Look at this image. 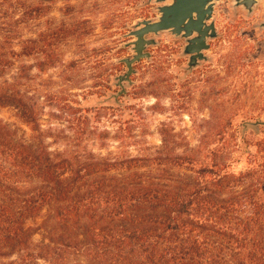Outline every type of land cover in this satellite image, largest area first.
<instances>
[{"label": "trees", "instance_id": "trees-1", "mask_svg": "<svg viewBox=\"0 0 264 264\" xmlns=\"http://www.w3.org/2000/svg\"><path fill=\"white\" fill-rule=\"evenodd\" d=\"M10 40L0 42V107L30 126L36 144L0 122V264H264L257 155L235 171L244 149L176 153L165 139L152 156L52 150L11 74L20 53L46 46L16 52Z\"/></svg>", "mask_w": 264, "mask_h": 264}, {"label": "rangeland", "instance_id": "rangeland-1", "mask_svg": "<svg viewBox=\"0 0 264 264\" xmlns=\"http://www.w3.org/2000/svg\"><path fill=\"white\" fill-rule=\"evenodd\" d=\"M225 1L216 0L213 9ZM235 1L249 11L230 23L237 26L235 40L217 20L224 37L215 43V95L207 98L201 84L196 91L180 81L179 34L168 30L145 36L153 40L144 48L149 56L132 65L129 81H119L127 71L122 59L135 53L136 37L129 32L142 20H157L158 7L170 0H8L0 7V42L11 36L16 52L30 41L46 46L44 52L20 53L11 74L19 72L22 94L37 105L52 150L78 151L82 159L152 156L165 139L176 153L244 149L233 169L246 171L253 156L264 164V0H255L254 8ZM29 11L34 16L24 17ZM230 63L234 68L224 78L221 65ZM0 122L36 144L12 108L0 107Z\"/></svg>", "mask_w": 264, "mask_h": 264}, {"label": "flooded vegetation", "instance_id": "flooded-vegetation-1", "mask_svg": "<svg viewBox=\"0 0 264 264\" xmlns=\"http://www.w3.org/2000/svg\"><path fill=\"white\" fill-rule=\"evenodd\" d=\"M255 5L256 1L249 3L247 6L252 8ZM248 11L249 9L245 10L237 1L226 0L224 3H218V5L214 7L212 13L214 21L213 23L210 20L205 22L206 26H203L204 33L202 35L197 31H193L192 34L188 35V38H186L184 32H181L176 37V54L178 56L176 67L178 69V77L182 83L190 84L191 82L197 87L196 91H198L199 84H201L202 95L205 96L204 98L215 95L214 88L216 84L214 68L218 65H215L214 62H218V57L216 56H220V54L216 53L219 47L216 46L215 43L219 41L220 38L224 37L219 29L220 26H218L220 22L217 23V20L222 19L223 29L227 30L225 31L227 34L226 37L234 38L235 40L237 37L232 31L237 28V26H233L230 23L241 20V18L236 17L237 13L246 15ZM225 19L227 20L225 21ZM240 25H242V23H240ZM240 25L238 28H240ZM220 28H222V26ZM246 34L247 32L244 35ZM236 59L237 57L235 56L234 60ZM221 68L224 78H229L234 64H223ZM218 71L220 70L218 69ZM205 84L207 85L206 89L203 87ZM181 88H183V86H181ZM227 91H229V88H227Z\"/></svg>", "mask_w": 264, "mask_h": 264}, {"label": "water", "instance_id": "water-1", "mask_svg": "<svg viewBox=\"0 0 264 264\" xmlns=\"http://www.w3.org/2000/svg\"><path fill=\"white\" fill-rule=\"evenodd\" d=\"M156 1L164 2L167 0ZM215 1L216 0H170L169 3L158 7L159 16L157 20L140 21L138 27L129 32V35L136 37V40L132 42L135 53L131 57L122 59L126 65L127 71L124 75L119 77V81H129V76L134 72L132 65L140 61V59L149 56V53L145 52L144 48L147 44H152L153 40H147L145 38L146 35L151 33L157 34L163 30H168L176 35L184 32L186 36L192 34L193 31H197L202 35L204 33L203 26L212 15ZM241 1L247 6V4L255 0Z\"/></svg>", "mask_w": 264, "mask_h": 264}]
</instances>
